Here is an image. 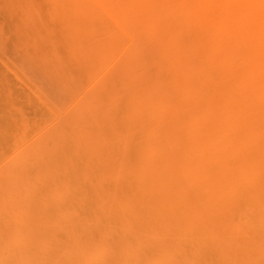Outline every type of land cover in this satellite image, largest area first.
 <instances>
[{"label":"rangeland","instance_id":"obj_1","mask_svg":"<svg viewBox=\"0 0 264 264\" xmlns=\"http://www.w3.org/2000/svg\"><path fill=\"white\" fill-rule=\"evenodd\" d=\"M117 7L107 0H0V264H246L212 236L221 216L203 195L196 200L185 179L177 195L161 175L142 177L134 154L117 148L115 131L87 162L79 147L53 145L62 125L61 133L89 123L109 127L126 112L131 80L149 50ZM234 40L230 57L239 70L246 52ZM39 137L43 156L32 164L30 143ZM230 160L249 172L245 190L237 188L251 202L249 193L264 190V156ZM247 223L249 238L263 234L254 213Z\"/></svg>","mask_w":264,"mask_h":264},{"label":"bare ground","instance_id":"obj_2","mask_svg":"<svg viewBox=\"0 0 264 264\" xmlns=\"http://www.w3.org/2000/svg\"><path fill=\"white\" fill-rule=\"evenodd\" d=\"M107 1L128 14L148 48L144 70L131 80L134 88L127 94L126 112L117 113L109 127L89 123L84 130L61 133L66 130L62 125L53 145L79 147L87 162L91 155L103 153L106 134L114 138L115 131L117 148L134 154L133 169L147 179L162 176L165 187L177 195L183 193L180 182L185 179L182 185L198 192L196 200L202 194L212 212L221 216V231L212 236H221L240 251L246 264H258L264 258V190L249 193L250 202L242 194L250 174L244 163L230 159L246 152L264 156V0ZM234 37L246 52L239 70L230 57ZM104 102L108 109L110 102ZM126 139L138 146L127 149ZM151 143L165 155L149 147ZM30 145L35 164L43 156L39 153L44 139ZM253 213L263 231L255 239L244 230ZM251 252L252 259L247 254Z\"/></svg>","mask_w":264,"mask_h":264}]
</instances>
